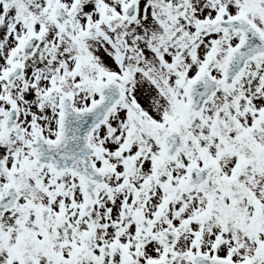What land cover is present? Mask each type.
I'll return each mask as SVG.
<instances>
[{
	"label": "snow or ice",
	"instance_id": "snow-or-ice-1",
	"mask_svg": "<svg viewBox=\"0 0 264 264\" xmlns=\"http://www.w3.org/2000/svg\"><path fill=\"white\" fill-rule=\"evenodd\" d=\"M0 264H264V0H0Z\"/></svg>",
	"mask_w": 264,
	"mask_h": 264
}]
</instances>
